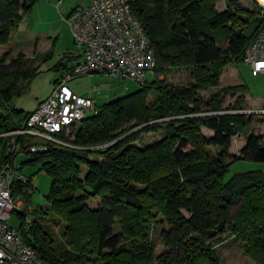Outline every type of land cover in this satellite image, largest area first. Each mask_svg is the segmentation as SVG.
Instances as JSON below:
<instances>
[{
    "label": "trees",
    "instance_id": "16d2710c",
    "mask_svg": "<svg viewBox=\"0 0 264 264\" xmlns=\"http://www.w3.org/2000/svg\"><path fill=\"white\" fill-rule=\"evenodd\" d=\"M36 1L0 0V44ZM129 3L153 50L154 77L98 105L72 127L64 136L72 147L51 145L25 155L24 165L39 163L51 178L46 208L33 206L30 177L13 181L12 196L25 206L18 215L30 214L25 240L45 264H150L155 244L149 225L161 216L169 228L160 232L166 249L159 263L225 264L215 243L226 232L264 264V134H247L238 153H228L231 138L252 120L239 112L246 108L243 95L224 106L227 95L245 93L246 85L220 86L224 68L242 62L263 26L264 8H244L238 0H226L222 10L216 0ZM8 56L0 57V164L16 138L2 134L21 127L30 112L16 109L13 98L37 73L36 56L7 62ZM175 68H186L190 80L159 79ZM202 90L210 92L203 96ZM149 91L154 96L146 102ZM131 123L140 128L131 130ZM202 127L212 134H203ZM147 133L161 136L147 143L142 139ZM242 159L263 166L225 179L230 162ZM97 197L96 207H89L87 201ZM220 222L222 230L210 238L208 231ZM62 223L58 241L55 228Z\"/></svg>",
    "mask_w": 264,
    "mask_h": 264
},
{
    "label": "built area",
    "instance_id": "2783aa9c",
    "mask_svg": "<svg viewBox=\"0 0 264 264\" xmlns=\"http://www.w3.org/2000/svg\"><path fill=\"white\" fill-rule=\"evenodd\" d=\"M260 7L264 5L260 3ZM67 22L78 60L54 82L50 94L27 114L21 127L2 134L16 138L7 146L8 158L0 164V264H45L24 238L29 230L27 214L23 228L8 223L13 213L23 211L20 201L12 196L13 181L29 180L15 158L45 151L51 145L73 146L64 136L90 115L88 111L96 112L97 105L92 98L73 92L68 82L90 73H106L143 85L147 72L154 69L153 50L131 14L129 0H90L86 6L73 8ZM242 62L252 75L264 73V24L246 47Z\"/></svg>",
    "mask_w": 264,
    "mask_h": 264
},
{
    "label": "rangeland",
    "instance_id": "374dc122",
    "mask_svg": "<svg viewBox=\"0 0 264 264\" xmlns=\"http://www.w3.org/2000/svg\"><path fill=\"white\" fill-rule=\"evenodd\" d=\"M238 1L244 8L260 7L261 3L260 0ZM87 2L88 0H37L31 10L23 15L19 25L12 28L8 41L4 44H0V57L2 55H9L7 57V62L15 57L23 60L31 59L34 56L37 58L34 65V67L36 66L37 68V73L28 82L26 89L13 98L12 103L16 109H20L24 112L35 109L37 102L45 99L50 94L54 82L78 60L79 53L73 42L67 17L73 8L76 6H84ZM217 7H220V3ZM49 49L51 51V56L44 57V53ZM74 56H77V58ZM230 67L236 70V74L230 72ZM146 77L148 81H151L154 77L153 72H147ZM159 79L169 83L183 84L190 80V74L186 68H175L167 75L159 76ZM238 83L246 85V92L239 91L235 96L227 95L225 97L224 106L236 104V97H238V95H243L245 103L247 98V102L251 108L262 109L264 111V73L252 75L249 67L241 61L230 64L221 77L220 85L227 86ZM67 85L73 92L95 99L97 106L127 95L140 87V84L133 79L119 78L106 73H90L75 77L70 80ZM209 92L210 90L200 91L203 96H207ZM153 96L152 91H149L145 97L146 102ZM239 112L249 116L252 121L248 124V128L241 132V135L231 138V144L228 148V153L230 155L238 153L241 148L240 142L245 141L247 134L252 132L264 134V113L248 111L247 107ZM86 114H91V112L88 111ZM129 128L131 130H136L140 128V126L131 123ZM201 131L206 136L212 134V132L204 128H202ZM160 136L161 135L158 133H147L143 135L142 139L144 142L150 143ZM209 148L210 151H216L215 147ZM26 159L27 156L20 154L15 158V163L21 166L20 172L31 178V185L34 189L31 196L33 206L46 208V195L49 192L51 178L45 171L40 169L39 163L24 165L23 161ZM228 161L229 159L226 160V162ZM262 166L260 162L249 159L230 162L224 178L229 179L237 172L259 169L262 168ZM85 171L84 169V172ZM17 200L20 201V207L24 211L25 206L23 200L21 198H17ZM98 201L99 198L97 197L88 200L87 203L89 207L94 208ZM26 217L28 224L30 221V214L27 213ZM23 220L24 219H22L18 213H13L8 223L19 228L22 222L24 223ZM63 225L64 223L55 228V235L58 241L61 239V229ZM168 228V224L162 220L161 216H158L156 221L150 223L149 237L155 244L153 260L150 264H164L158 262L157 256L166 249L160 232L162 229ZM221 237L225 238V240L222 243H215V245L225 264H258L245 254L238 243L229 239L226 232L221 234ZM170 253L174 257V250Z\"/></svg>",
    "mask_w": 264,
    "mask_h": 264
},
{
    "label": "crops",
    "instance_id": "0c3cea01",
    "mask_svg": "<svg viewBox=\"0 0 264 264\" xmlns=\"http://www.w3.org/2000/svg\"><path fill=\"white\" fill-rule=\"evenodd\" d=\"M90 2V0H88V2L84 5V6H86V5H88V3ZM223 2V3H222ZM220 3V7H217V5ZM226 0H216V7H217V9L218 10H222V9H224V8H226ZM70 13V12H69ZM234 64V63H233ZM228 66H230V64L229 65H227L225 68H224V70H223V72H222V74H221V77L224 75V73L226 72V70L228 69ZM230 72L231 73H234V74H236V70L235 69H232L231 67H230ZM220 83H221V78H220ZM238 84H243V83H238ZM238 84H234V85H238ZM221 86V85H220ZM227 86H233V85H227ZM227 86H222V87H227ZM86 97H90V96H86ZM90 98H92V97H90ZM93 99V98H92ZM94 101H95V99H93ZM40 101H38L37 102V104L39 103ZM95 103H96V101H95ZM246 107H247V110L248 111H258V110H262V109H257V108H251L250 106H249V103L247 102V98H246ZM97 105V104H96ZM202 128H204V129H207V130H209L210 132H212L210 129H208V128H206V127H202ZM257 134V133H256ZM239 135H241V134H239ZM239 135H236L237 137L239 136ZM240 142V141H239ZM244 143H245V141L244 142H240V147H243V145H244Z\"/></svg>",
    "mask_w": 264,
    "mask_h": 264
},
{
    "label": "water",
    "instance_id": "95a60500",
    "mask_svg": "<svg viewBox=\"0 0 264 264\" xmlns=\"http://www.w3.org/2000/svg\"><path fill=\"white\" fill-rule=\"evenodd\" d=\"M223 199H224L225 201H227V200L229 199V195H224V196H223ZM222 228H223V223L220 222L219 225L217 226V228H216L215 230H209V231H208V236H209L210 238H212L213 236L216 235V233H217L218 231H221Z\"/></svg>",
    "mask_w": 264,
    "mask_h": 264
},
{
    "label": "bare ground",
    "instance_id": "6f19581e",
    "mask_svg": "<svg viewBox=\"0 0 264 264\" xmlns=\"http://www.w3.org/2000/svg\"><path fill=\"white\" fill-rule=\"evenodd\" d=\"M260 2L264 5V0H260Z\"/></svg>",
    "mask_w": 264,
    "mask_h": 264
}]
</instances>
